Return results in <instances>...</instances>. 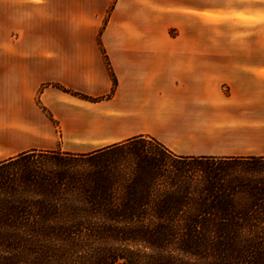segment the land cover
<instances>
[{
  "label": "crops",
  "instance_id": "crops-1",
  "mask_svg": "<svg viewBox=\"0 0 264 264\" xmlns=\"http://www.w3.org/2000/svg\"><path fill=\"white\" fill-rule=\"evenodd\" d=\"M252 7L263 19L264 0H0V162L134 137L264 157V43L234 40Z\"/></svg>",
  "mask_w": 264,
  "mask_h": 264
},
{
  "label": "trees",
  "instance_id": "trees-1",
  "mask_svg": "<svg viewBox=\"0 0 264 264\" xmlns=\"http://www.w3.org/2000/svg\"><path fill=\"white\" fill-rule=\"evenodd\" d=\"M122 147L139 161L119 181L105 157ZM0 264H264V157H183L141 137L22 152L0 162Z\"/></svg>",
  "mask_w": 264,
  "mask_h": 264
},
{
  "label": "rangeland",
  "instance_id": "rangeland-1",
  "mask_svg": "<svg viewBox=\"0 0 264 264\" xmlns=\"http://www.w3.org/2000/svg\"><path fill=\"white\" fill-rule=\"evenodd\" d=\"M252 13H256L255 15L252 14V17L246 18V23L250 24V31H245L243 32L242 30H237V34L234 35V40L235 42L238 43H251L254 45H258L260 43H264V36H262V29L258 28V24L260 22H264V17L261 19L259 17V9L258 8H253L252 7ZM264 14V12H261V14ZM255 16V17H254ZM236 18V16H234ZM239 17V16H238ZM241 22H244V20H241ZM244 34V35H243ZM253 54V53H252ZM149 147L150 145H146ZM59 150V149H58ZM151 150H147V152H150ZM66 152V151H65ZM136 151H133L132 148L130 147H122V148H117L115 150H111L110 152L107 153L105 159H107L108 163L110 164V172H112L118 179L119 181H123L122 179L126 177L127 178H132L134 172H136L137 168L136 165L138 164V159L136 156ZM187 164V162H185ZM208 162H203L201 167L206 166ZM191 166V165H189ZM196 166L195 164H192V168ZM208 166V165H207ZM139 174L141 176H144L145 173H142V170H138ZM238 174V170L236 171ZM194 175L195 178L199 177L200 173L198 170H194ZM236 174L234 171L232 174H228L227 177L225 178L226 180H230L232 178H235ZM221 178H224L222 176ZM199 179L193 180V182H198ZM118 182V181H117ZM222 184H226L225 181L222 182ZM198 186L200 187L199 190L203 192L205 190L204 187H202V183H199ZM204 193V192H203Z\"/></svg>",
  "mask_w": 264,
  "mask_h": 264
}]
</instances>
